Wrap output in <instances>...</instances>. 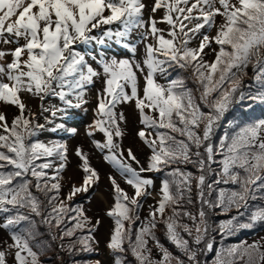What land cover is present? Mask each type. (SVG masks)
Segmentation results:
<instances>
[{"label": "snow or ice", "instance_id": "6c2138e0", "mask_svg": "<svg viewBox=\"0 0 264 264\" xmlns=\"http://www.w3.org/2000/svg\"><path fill=\"white\" fill-rule=\"evenodd\" d=\"M146 8L143 0H0V61L11 57L10 62L0 63V102L19 110L11 125L0 113L4 133L0 134V228L11 230L22 222L27 224L19 232H11L12 244L8 248L15 249L14 264H41L40 255L51 247L41 241L36 245L41 251L33 249L30 241L42 235L33 217L41 218L40 224L47 227L51 240H59L58 248L69 255L95 252L94 245L99 241L94 232L101 223L99 219L93 223L81 206L69 207L61 200L59 179L68 166L67 143L26 142L45 125L33 123L35 113L25 115L22 93L39 98L42 113L59 115L61 123L50 131L64 130L72 137L79 130L69 122L80 110L88 111L85 97L97 81L102 83L95 93L94 120L85 134L93 138L91 143L104 154L105 162L134 189L130 197L115 177H108L114 204L105 214L114 226L106 247L113 264H200L198 255L213 250V243L205 240L211 229L208 214L216 208L225 213L233 207L238 210L237 216L219 224L226 235L264 224V206L256 205L249 211V201H264V119L244 123L229 120L227 125L232 131L226 130L219 143H213L216 129L234 104L252 101L247 105L249 109L253 104H264V0H154L151 14L145 19ZM160 9L164 15L157 20L154 14ZM160 23L168 26V38L165 29L157 26ZM213 28L216 33L210 36ZM134 33L138 35L132 42ZM197 36L202 37L198 47H189ZM149 38L152 42H148ZM111 41L130 52L131 58L86 51ZM213 43L219 46L218 52ZM141 44L142 60L136 58ZM206 48L215 53L211 63L203 59ZM249 65L253 82L245 92L241 77ZM177 68L192 69V77L199 85V103L184 78L169 79V69ZM157 76L166 83H159ZM48 97H57L62 106L45 108L43 102ZM125 104L134 106L139 114L143 127L136 136L150 150L146 166L131 148L125 155L122 147L125 131L121 125L126 123V117L116 109ZM96 131L103 134V142L94 139ZM75 154L82 162L83 183L79 187L72 185L67 200L78 193H88L100 179L84 150L78 146ZM217 156L221 159L217 160ZM213 164H218L219 169ZM181 165H192L196 172ZM48 169H53L52 175ZM144 173H164L159 199L151 191L155 180ZM213 174L216 179L208 183L207 177ZM194 182L198 204L195 213L184 207L194 203ZM220 184L237 187L217 191ZM214 191L217 195L212 199ZM149 198L155 204L149 205L148 217L134 232L139 211ZM241 207L248 213L246 222H238L245 215L239 212ZM169 208L171 214L165 216ZM182 217L192 224L181 222ZM72 221L75 223L67 227ZM160 224L165 238L180 255H173L157 238L154 230ZM178 229L191 238V244ZM150 240L161 254L159 259L152 256ZM202 243L203 249L199 247ZM262 248L259 242L221 248L213 264H264ZM7 257L8 253L0 250V264H8Z\"/></svg>", "mask_w": 264, "mask_h": 264}, {"label": "rangeland", "instance_id": "374dc122", "mask_svg": "<svg viewBox=\"0 0 264 264\" xmlns=\"http://www.w3.org/2000/svg\"><path fill=\"white\" fill-rule=\"evenodd\" d=\"M143 2L147 5V3H152V0H143ZM160 10H163V9H160ZM160 10H158L154 14V17L157 20L162 19L163 15H164V14H160V12H161ZM150 14H151V12L148 8H146L143 12V16L145 19H147L150 16ZM220 22H221L220 18L217 17V24H219ZM157 26L159 28L165 29V34L167 33L168 26L166 24L160 23ZM215 33H216V29L213 28L212 31L209 33V35L214 36ZM137 35L136 36L133 35L132 38H135V40H136ZM148 42H151V38H149ZM192 43H193V41H192ZM2 47H7V46H2ZM212 47L217 52L219 51V46H213L212 45ZM202 55H203V59L207 60V62H209V63H211L212 61L215 60V53L212 52L210 49L206 48L205 52L202 53ZM115 56L117 58H128V56L124 52H118L117 54H115ZM143 56H144V48H143V45L141 44L138 46V52H137L136 58L142 60ZM5 60L6 61L9 60L8 57H6ZM233 71H235V70H233ZM245 75H243L241 77V81H242V85L245 86L243 88V90L245 92H247L249 89L246 86L252 84L254 73L253 74L248 73L246 79H245ZM176 76H181L182 78H184L186 87L191 88L193 90V94L196 97L197 103H199L200 93H199V91H197V88L199 87V85L194 80V78L192 77V69H191V71L190 70L184 71V70L178 69L177 71H175L172 74L171 77H169V79L175 78ZM217 76H218V73H217ZM245 80H247V81H245ZM164 83H166L165 80L163 81V84ZM248 83H250V84H248ZM142 84H143V80L141 79V86H142ZM99 86H102V83L100 81H97L95 83V85L91 88V90L89 91L88 95L85 97L89 101V103L84 106L85 108L88 109V111L81 117V120L77 124H74L78 128L79 132L77 135L72 136V137H70L68 135L67 136H60L58 131H56V132L50 131V128L52 126H55L56 124L60 123L61 120H60L59 115L57 117H52L49 112H43L42 113L40 111L41 101L39 100V98H34L27 93L21 94V98L26 103L25 115L27 116L29 114V112L35 113L36 119L33 121V123H38L41 120V122H42L41 125H45L43 130L46 132L42 135H39V137L36 138L35 140H39V141L44 142V143H48L49 141H60V142H66L67 143V146H68V166L61 173V178L59 179V182L61 184V190H60L61 200H64L65 204H67L70 207L71 200L66 199L68 192L71 190V187L73 184H75V186L79 187L83 183L82 177L84 174H83V172H81V170H79V167H78V164L81 162V160L75 154V149L78 146L80 148H82L84 150V152L88 155L91 166L93 168H95L99 173L100 179H99L98 183L96 185H94V187H92L89 190L90 193L88 192L89 194H91V197H89V195H87L82 199L83 200L82 208L84 209V212L86 213V215L91 217L92 219L95 218V220L99 219L101 221L100 225L98 226V228L96 230V233L94 234L96 240L99 241L98 245H94V247L96 249V251H95L96 255H92V257L89 259L88 262H86V264H95L96 260H100V259L104 260L105 258L103 256L107 255L106 251L108 252V254L110 253V251L106 247V244L108 242L110 231H111L112 227L114 226V224H113V220L111 218L107 217L105 213L108 209H110L113 206L114 200H113V195H112L111 190H110V181L108 179V176L111 175V176L115 177L116 181H118V183L121 187L128 186V184L125 182L124 177L121 176L120 173L117 172L115 168H113V166H111L109 163L105 162L104 159H101V157H102L101 154H99L97 152L96 153L93 152V150L90 148V142H89L90 138L88 136H86V134H85L86 130L88 129V126L91 124L90 119H91L92 114H93L92 109L96 106L95 105L96 104L95 93H96V90L98 89ZM201 91H202V88H201ZM215 95L216 94L214 93L213 96H215ZM49 100L51 102L58 103V101L55 98H50ZM61 104H62V102H61ZM237 105H239V104L233 105L230 112L226 114L225 120L227 119V120H236L237 121L238 115H237V112L235 111V108ZM43 106L45 108L49 107L48 102H46V100L43 102ZM116 111L118 113L123 112L125 117H126V123L121 125V127L125 131V135H124V138L122 141V147L125 149V155H127L126 150L128 148H131L133 150L134 154L137 156V158L141 162V164L146 166V160H147L146 153H145L146 151H145L144 147L142 146L141 140L137 136H135L136 131L140 127H143L142 125H140V126L137 125V122H136L137 111L134 109V106L128 105V104L119 105L117 107ZM145 111L149 115L152 114L147 109ZM205 111H207V109H205ZM0 113L5 114L6 118H7V122H9V120H12L14 116H17V114L19 115V110L15 106L6 105L3 102H0ZM43 115L48 116L47 117L48 121H51L52 123L49 124L48 121H46V119L43 120L42 119ZM241 116L246 119V122H251L253 120L262 119V118H260L261 114H258L253 110H247V111L241 112ZM9 125H11V124H9ZM0 129H2V128H0ZM226 130H228V128L226 127L225 123L222 122L221 126L218 129H216V133L213 137V143L218 142V140L220 139L221 136H223V134ZM47 131L52 133V134L51 135L48 134ZM146 131H151V130H146ZM100 136H101V133H96L94 139L98 140L96 137H100ZM26 142L30 143V140L26 141ZM101 142H103V141H101ZM219 159H221V157H219ZM56 163H58V161H56ZM182 166H185V165H181V167ZM133 167H137V165L133 164ZM186 167H187L186 170L189 169L190 171L194 170L193 171L194 173L196 172L195 168H193L192 165H186ZM5 170H11V169L9 168V169H5ZM47 171H48L49 175L53 174V169H48ZM163 175H164V173H163ZM69 178H71V179H69ZM52 182H55V181H52ZM95 190L97 192L91 193L92 191H95ZM193 190H194V183H193ZM33 191L35 192L34 188H33ZM81 193H78V194H81ZM133 193L131 194V192H129L128 195L131 197L134 195ZM37 195H38V193H37ZM153 196L155 197L154 194H153ZM46 204L47 203H45V205ZM250 206L251 207H250L249 211L253 210L255 208L256 204H250ZM149 211L144 213L146 217H148ZM167 213L170 215L168 209L165 212V216ZM69 215H72V213H69ZM245 215H246V220H247L248 213L246 212ZM2 219H3V216H0V221H2ZM33 219H35L36 222H38V221L40 222V220H41L40 217H33ZM246 220L245 221H238V222H246ZM181 222L187 223L189 225L192 224V222L190 220H188L187 218H184V217L181 218ZM125 223H126V227H127V222H125ZM71 226H72V222L67 223V227H71ZM256 226H259V225L257 224ZM256 226L252 229L258 228L256 230L257 232L261 231L264 228V226H262L261 224H260V227H256ZM136 228H137V226H136V224H134L133 225V231L134 232H135ZM252 229H246V230H252ZM14 231H16V228L14 229ZM53 231L58 232V230H56V229H53ZM154 231H155L157 238L160 240V242L170 252H172L173 255H177V256L180 255L179 250L176 249V247L170 241H168L165 238V235H164L165 230H164V227L162 224H160ZM178 231L181 232V234L184 236L185 239H189V241L191 243V238L188 237L187 234L184 233L182 229H178ZM84 233H86V230ZM41 234L42 235L37 236L40 239V241H47V237H50L47 234L46 230L44 233H41ZM79 234L80 233L77 232V235H79ZM231 237H233V236H230L228 239L225 240V242H231V240H230ZM133 239H134V236H133ZM104 241H105L104 247H106V248H104L102 246V243ZM66 242L67 241H65V243ZM216 242L218 243V245L223 243L222 240H216ZM59 243H61V242H59ZM253 243H254L253 241H250V242H246L245 244L251 245ZM153 244H154V247H153ZM52 247H58V246H52ZM77 247H79V246H77ZM149 247L153 248L152 253L154 250V254L159 259L161 254L158 251L155 242L150 240L149 241ZM102 248H104L106 251H104ZM47 252L48 251H45V254H48ZM80 254H82V253H80ZM87 254H89V253H87ZM91 254L92 253H90L89 255H91ZM207 254H208V252H205L204 256H206ZM72 258H73V256L70 257L69 259H67L66 263L67 264H79L78 262H76ZM39 259L41 261V264H50L48 262H45L42 258H39ZM213 261H214V259H209L208 264L213 263ZM52 263L55 264L54 261H52ZM9 264H12V258H10Z\"/></svg>", "mask_w": 264, "mask_h": 264}, {"label": "trees", "instance_id": "16d2710c", "mask_svg": "<svg viewBox=\"0 0 264 264\" xmlns=\"http://www.w3.org/2000/svg\"><path fill=\"white\" fill-rule=\"evenodd\" d=\"M249 66L252 69V66L251 65H249ZM189 70L191 71L190 68L188 69V71ZM172 71H175V70H172ZM252 72H253V69H252ZM247 73H249V72H247ZM227 121L228 120L226 119L223 123H225V125H226ZM226 127H227V125H226ZM39 132H40V130H37V134ZM34 140L32 138V140H30V143ZM218 142H219V140H218ZM218 142H215L214 144H218ZM216 159L219 160V156H217ZM173 167H175V166H173ZM182 167L187 168L185 166H182ZM212 167L218 170L220 166L218 164H213ZM187 170H189V169H187ZM196 174L199 175V173H196ZM28 178L32 179L30 176ZM215 179H216V176H215V174H213L212 176L207 177V182L211 183ZM236 187L237 186L231 185V184H229V185L220 184V185L216 186L217 191L219 188H236ZM217 191L213 192L212 197H211L212 199L216 198ZM38 195H40V194H38ZM192 195H193V202H194L193 205L185 204L184 206L187 210L195 213L198 210V204L196 202L197 196H196L195 182H194V190H193ZM40 198L42 200H44L45 203H47V200L42 195ZM71 202H73V201L71 200ZM249 203L264 206V201L259 200V199L255 200V201H249ZM168 210H169V213L171 214V208H169ZM239 212H245V209L243 207H241L239 209ZM245 214H246V212H245ZM142 215H143V212L139 211V216L141 217ZM167 215H169V214L167 213L166 216ZM237 215H238V210L235 207L231 208V210L228 211L227 213L221 211V209H219V208L213 209L212 211L209 212L208 216H209V221L211 223V229L208 233V236L206 237L205 243L208 241H211L213 243V250L208 251V254L206 256H204L205 252H202L201 254L198 255V260L200 261V264H208L209 259L215 260L216 252L221 248H228L230 246L242 245V244H245L246 242H250V241L259 242L261 245H264V233L257 232L256 230L258 228L252 229V230L239 229V230L235 231L234 234H231V235H226L220 231L219 224L222 221L231 219L233 216H237ZM245 220H246V215L239 217V221H245ZM36 225H37V231L39 233H44L46 230V232L48 234L47 227L45 225H41L39 221L36 222ZM139 225L137 227H139ZM258 225L259 226H256V227H260V224H258ZM261 225L264 226V224H261ZM19 230L20 229H17L16 232H19ZM11 232H12V230H5L4 229V232H2L0 234V250L6 251L8 253V257H7L8 262H10V258H12L13 254L15 252L14 248L13 249L8 248V245L12 244ZM85 234H87V233H85ZM230 236H233L230 239L231 242H225V240L228 239ZM216 240H222L223 243L218 245ZM65 241H67V238ZM40 242L41 241L38 237L36 238V240L30 241V244L33 246V249L37 252L41 251L40 248L36 247V245L39 244ZM45 242L50 244L51 247L46 248L43 251V253L40 255L39 258H42L45 262H48L50 264H54V263H52V261H54L55 264H67L66 263L67 259H69L72 256H73L72 259L75 260L76 262H78L79 264H86V262H88L89 259L92 257L91 255H89L87 253H82V254L77 253L75 255H69L66 251H61L58 247H52V246H58L60 241L59 240L52 241L50 237H47V241H45ZM205 243H202L201 245H199V247L201 249H203L205 247ZM153 247H154V244H153ZM151 249H153V248L151 247ZM262 250H264V248H262ZM45 251H48L47 252L48 254H45ZM152 256L154 259H158L156 257V255L154 254V250H153ZM108 257L109 258H107L104 262H102V264H112L111 263L112 257H111L110 253L108 254ZM129 259L130 260L132 259L131 256L129 257ZM12 263H14L13 258H12ZM211 264H213V263H211Z\"/></svg>", "mask_w": 264, "mask_h": 264}]
</instances>
